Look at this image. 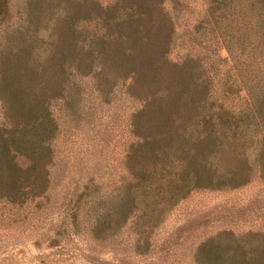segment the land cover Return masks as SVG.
Returning <instances> with one entry per match:
<instances>
[{"label":"trees","instance_id":"1","mask_svg":"<svg viewBox=\"0 0 264 264\" xmlns=\"http://www.w3.org/2000/svg\"><path fill=\"white\" fill-rule=\"evenodd\" d=\"M158 1L122 0L102 20L109 40L99 36L85 48V70L98 59L93 76L104 100L116 78L130 74L125 92L143 102L130 119L135 140L122 156L124 174L110 181L100 179L101 172L63 194L61 204L72 229L99 241H116L126 224L146 239L144 234L194 189L235 188L253 176L264 179V0H213L190 28L187 2L168 0L170 6L162 11ZM12 2L0 0V27L13 18ZM35 4L25 0L26 16L0 37V202L20 209L31 201L36 208L48 189L53 121L43 87L60 91L57 81L34 75L25 64L41 27ZM15 13L19 17V10ZM69 17L71 23L73 14ZM203 21L208 27L201 26ZM70 23L59 58L67 56L65 49L70 54ZM176 26L183 27L184 41L201 54L186 53L180 61L168 58ZM157 35L165 39L156 42ZM215 45L228 55L222 62L235 69L231 80L227 70L222 79L209 73ZM240 91L237 105L226 101ZM192 261L264 264V238L248 242L208 236L195 246Z\"/></svg>","mask_w":264,"mask_h":264},{"label":"rangeland","instance_id":"2","mask_svg":"<svg viewBox=\"0 0 264 264\" xmlns=\"http://www.w3.org/2000/svg\"><path fill=\"white\" fill-rule=\"evenodd\" d=\"M33 1L37 5L41 27L35 36L33 55L25 64L33 69L34 75L48 76L60 87V91L50 92V85L42 86L53 121V134L48 139L52 150L49 186L36 208L33 201L23 209L0 202V264H193L195 246L208 236L248 242L263 239L264 179L254 176L235 188L190 191L166 212L156 227L144 234L146 239L136 235L129 224L121 229L116 241L110 242L93 239L87 233L72 229L61 204L64 192L87 178L96 179L101 172L100 179L110 181L123 173L122 156L126 146L135 140L130 119L143 102L125 92L130 74L116 78L108 101L97 93L93 75L100 65L98 59L93 58L97 55L96 50L89 67L84 69L89 59L85 48L89 49L90 42L99 36L109 40V34L103 35L106 31L102 20L109 9L123 5L122 0ZM184 1L190 9L188 28L214 4L213 0ZM11 4L14 15L7 25L0 27V37L26 16L25 0H13ZM155 4L162 11L170 6L168 0H159ZM18 10L19 17L15 13ZM68 23L72 39L70 54L65 49L67 56L59 58L68 42ZM201 26L205 28L208 24L203 21ZM182 29V26L175 27L174 43L168 52L172 61H180L186 53H200L194 45L186 44ZM160 37L157 35L155 41L158 42ZM164 39L165 35L160 40ZM214 49L209 53V73H213L215 79H222L227 70L231 80L235 77L232 73L235 69H231L232 63L222 62L228 56L226 51L218 45ZM161 66L165 72V50ZM215 79L214 92L219 93L220 86ZM238 94L231 93L226 101L237 105L243 92ZM61 187L64 190H60Z\"/></svg>","mask_w":264,"mask_h":264}]
</instances>
